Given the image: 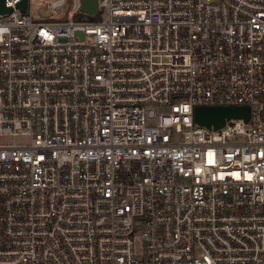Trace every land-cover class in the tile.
Masks as SVG:
<instances>
[{"label":"built area","instance_id":"obj_1","mask_svg":"<svg viewBox=\"0 0 264 264\" xmlns=\"http://www.w3.org/2000/svg\"><path fill=\"white\" fill-rule=\"evenodd\" d=\"M68 1L3 0L0 264H264V0Z\"/></svg>","mask_w":264,"mask_h":264},{"label":"water","instance_id":"obj_2","mask_svg":"<svg viewBox=\"0 0 264 264\" xmlns=\"http://www.w3.org/2000/svg\"><path fill=\"white\" fill-rule=\"evenodd\" d=\"M27 0H21L18 7L25 11ZM4 7L3 0H0V12L9 11ZM80 12L95 17L98 14L97 0H80ZM249 117V107L247 105H221V106H196L193 110L194 121L198 125L219 129L226 120L242 118L246 121Z\"/></svg>","mask_w":264,"mask_h":264},{"label":"rangeland","instance_id":"obj_3","mask_svg":"<svg viewBox=\"0 0 264 264\" xmlns=\"http://www.w3.org/2000/svg\"><path fill=\"white\" fill-rule=\"evenodd\" d=\"M53 0H27V8L31 11L37 19H45L50 16V12L46 4L50 3ZM69 2L68 0H65ZM68 8L66 6L59 7L56 9V13L53 14L55 17L65 16Z\"/></svg>","mask_w":264,"mask_h":264},{"label":"trees","instance_id":"obj_4","mask_svg":"<svg viewBox=\"0 0 264 264\" xmlns=\"http://www.w3.org/2000/svg\"><path fill=\"white\" fill-rule=\"evenodd\" d=\"M82 18H87L88 20H92V21H95V20H98L99 19V16H95V17H90V16H84L82 14H77L75 15V19H82Z\"/></svg>","mask_w":264,"mask_h":264}]
</instances>
